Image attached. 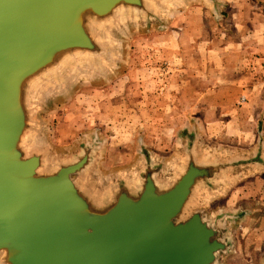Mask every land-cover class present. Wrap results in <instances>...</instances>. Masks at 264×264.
I'll use <instances>...</instances> for the list:
<instances>
[{"label": "water", "instance_id": "obj_1", "mask_svg": "<svg viewBox=\"0 0 264 264\" xmlns=\"http://www.w3.org/2000/svg\"><path fill=\"white\" fill-rule=\"evenodd\" d=\"M162 1L0 0V264H220L229 252L228 216L210 221L193 204L249 161L201 157L189 134L168 180L146 156L134 183L103 197L76 179L91 146L48 168L30 144L39 90L70 61L106 59L100 29L153 18Z\"/></svg>", "mask_w": 264, "mask_h": 264}, {"label": "rangeland", "instance_id": "obj_2", "mask_svg": "<svg viewBox=\"0 0 264 264\" xmlns=\"http://www.w3.org/2000/svg\"><path fill=\"white\" fill-rule=\"evenodd\" d=\"M156 8L153 18L120 17L101 28L108 57L99 63L87 57L70 61L35 100L31 146L46 152L48 168L91 146L92 162L76 179L98 196L119 180L134 183L146 156L159 168L157 179L168 180L183 163L190 135L205 158L245 156L254 147L229 129L237 113L220 111L229 98L209 89L226 84L218 80L221 75L237 81L242 71L234 56H217L211 49L204 55L207 41L214 49L224 41L218 29L230 30V20L210 15L206 0H163ZM251 98L261 103L260 95ZM245 101L239 97L238 105ZM233 177L217 178L193 208L210 221L228 216L224 235L230 248L218 255L220 264H264V216L256 213L264 211L259 179Z\"/></svg>", "mask_w": 264, "mask_h": 264}, {"label": "crops", "instance_id": "obj_3", "mask_svg": "<svg viewBox=\"0 0 264 264\" xmlns=\"http://www.w3.org/2000/svg\"><path fill=\"white\" fill-rule=\"evenodd\" d=\"M206 1L211 7V11H208L210 15L213 13L219 17V20L226 18H228L226 21L230 20L228 27L230 30L217 28L218 32L223 34L221 38H224V41L217 44L216 49H214L216 44L210 40L207 41L203 49L204 55H208V50L211 49L215 50L213 54L217 56L222 55L224 58L234 56L235 65L241 66L242 70L236 75L237 81L231 77L224 79L221 75L218 80L222 83L225 81L226 84L209 89L213 91L217 89L216 96L229 98V102H225L228 103L227 106L220 105L222 107L220 111L223 113L229 114L233 111L237 113L234 115L233 123L228 124L229 129L234 130V135L237 139L240 138V142L246 136L250 146H254L246 152L245 156L243 154L236 156L237 159L250 163L237 168L229 175L220 177V180L227 182L232 176L234 180L240 181L255 177L259 179L258 193L264 194V190L260 191L261 186L264 185V0ZM200 26H202L201 21ZM195 28L199 31L198 25ZM247 81L248 83L245 84L244 82ZM255 95H260L259 105L250 100L251 96ZM239 97H243L246 101L238 105ZM255 129H257V136ZM250 212V216H253L254 211L250 210ZM256 213L257 216H264V211L260 210Z\"/></svg>", "mask_w": 264, "mask_h": 264}]
</instances>
